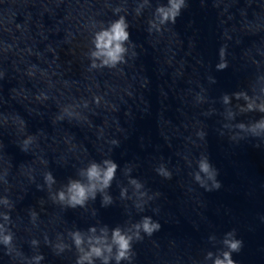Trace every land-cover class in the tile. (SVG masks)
Wrapping results in <instances>:
<instances>
[{"label":"water","instance_id":"95a60500","mask_svg":"<svg viewBox=\"0 0 264 264\" xmlns=\"http://www.w3.org/2000/svg\"><path fill=\"white\" fill-rule=\"evenodd\" d=\"M186 3L153 28L167 0H0V225L13 235L0 264H77L73 234L87 251L145 216L159 230L120 264H212L233 230L235 264H264V129L252 132L264 120V0ZM119 16L126 62L92 68L94 34ZM205 157L217 189L194 179ZM106 160L110 187L83 205L59 200Z\"/></svg>","mask_w":264,"mask_h":264},{"label":"clouds","instance_id":"9594fccd","mask_svg":"<svg viewBox=\"0 0 264 264\" xmlns=\"http://www.w3.org/2000/svg\"><path fill=\"white\" fill-rule=\"evenodd\" d=\"M147 2V0H146ZM187 7L186 0H167V4H158L154 12V21L151 23V27H157L167 23L174 24L176 18L181 14V10ZM139 11V9H138ZM128 23L123 16H119L113 20L106 28L100 29L94 34V50L91 51L90 56L92 59V68H115L118 64L125 63V55L128 53V45H130V34L128 32ZM133 55L135 53L133 52ZM226 64L218 65V69L226 67ZM212 82H215L214 78H210ZM224 102H228V97L225 96ZM264 111V109H261ZM259 129H264V120L257 121L256 125L252 127L254 136H259ZM117 165L112 161H104L103 166L95 162L91 163L86 170L81 174L87 180V183H81L80 181H70L67 193L60 191L57 193L59 200H67L72 206L83 205L89 198H95L97 191H103L110 187L111 181L115 178ZM160 174L170 178V173L166 172L163 168L157 169ZM203 174V175H202ZM217 169L213 167L210 161L205 157L198 161V171L194 173V179L201 186L209 189L208 181L211 182L210 188H219L220 181L216 179ZM45 181L49 185L54 183V178L51 173L45 175ZM135 188L139 189L142 185L136 180H130ZM123 195V193H122ZM107 199V198H106ZM7 203V201H4ZM7 221L9 217L7 214L3 216ZM160 224L153 221L150 217H143L141 221L132 224L128 231H122L119 227L112 229L110 240L108 237H90L88 239V250H83L84 239L79 233L73 234V240L76 247L83 252V255L78 259L77 264H83L87 261L88 264H93V257L99 258L102 264H107L109 257L115 260L116 264H120L122 260H131L134 255L132 250L133 240H141V232L151 236L155 231H158ZM94 231V229H90ZM212 239V237H209ZM13 235L5 228L4 225H0V244L6 247L12 246ZM35 243V241H33ZM223 248L219 251V254L213 258V252L209 251L205 259H212V264H235L232 259V253L238 252L242 247V241L235 238L234 230L224 234L221 240ZM113 248L115 249L113 253ZM107 253V255H105ZM36 264L43 259L42 255H38L33 258Z\"/></svg>","mask_w":264,"mask_h":264}]
</instances>
